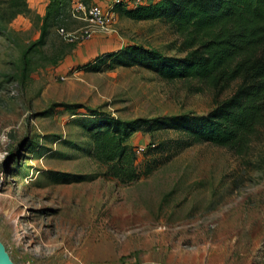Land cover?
I'll list each match as a JSON object with an SVG mask.
<instances>
[{"label":"rangeland","instance_id":"374dc122","mask_svg":"<svg viewBox=\"0 0 264 264\" xmlns=\"http://www.w3.org/2000/svg\"><path fill=\"white\" fill-rule=\"evenodd\" d=\"M25 2L30 9L18 13ZM112 14L110 29L95 32L104 40L87 49L86 40L60 32L86 24L70 3L38 44L44 16L28 0H0V241L11 260L264 264V122L241 149L202 142L168 160L149 148L184 134L136 131L128 142L142 174L131 183L107 175L88 152L92 110L123 120L205 114L240 83L218 94L198 79H164L141 65L81 69L104 48L130 43L186 54L164 21Z\"/></svg>","mask_w":264,"mask_h":264},{"label":"trees","instance_id":"16d2710c","mask_svg":"<svg viewBox=\"0 0 264 264\" xmlns=\"http://www.w3.org/2000/svg\"><path fill=\"white\" fill-rule=\"evenodd\" d=\"M70 2L50 0L38 44L45 42L48 28L63 16ZM29 9L25 2V9L18 13ZM119 10L134 20L164 21L182 38L180 48L186 54L172 56L157 48L130 43L79 64L81 69L100 71L141 65L164 79H198L214 87L218 94L234 80L240 79V83L230 97L205 114L123 120L92 110L84 122L90 134L87 149L107 165L106 174L123 183L140 178L136 145L128 142L139 130H176L184 134L149 148L150 153L161 154L164 160L202 142L243 148L264 122V0H156L137 6H113V11ZM68 106L77 109L83 105ZM151 169L150 166L146 173Z\"/></svg>","mask_w":264,"mask_h":264},{"label":"built area","instance_id":"2783aa9c","mask_svg":"<svg viewBox=\"0 0 264 264\" xmlns=\"http://www.w3.org/2000/svg\"><path fill=\"white\" fill-rule=\"evenodd\" d=\"M112 7L117 4L124 6H137L149 4L156 0H108ZM72 14L74 17L82 18L86 24L78 31L71 32L65 27L60 28V32L69 42H82L89 39L99 30H109L113 22V12L105 10L97 4H87L83 0H71ZM140 147L138 151L144 150Z\"/></svg>","mask_w":264,"mask_h":264},{"label":"crops","instance_id":"0c3cea01","mask_svg":"<svg viewBox=\"0 0 264 264\" xmlns=\"http://www.w3.org/2000/svg\"><path fill=\"white\" fill-rule=\"evenodd\" d=\"M83 1L85 3H87V4H89V5L97 4V5L101 6V7H103L105 10H108V9H110L112 7V5L110 4V2L108 0H83ZM28 2H29V6L31 8L36 10L37 13L40 14L41 16H44L46 14L47 5L50 2V0H28ZM103 38L104 37H102L100 34L97 35V34L94 33L88 40H86L84 42V46L87 49H89V48L92 49L91 46L94 45L95 43L99 44V42H101L100 40H104ZM106 45L108 46L107 43L106 44H104V43L100 44L101 47H106ZM123 46H125V45H120V46H117L116 48H111V49H107V48L105 49L104 48L103 50L100 51V53H97L96 55H93V59L96 56H98V55H100V54H102L104 52H108V51H111V50H117V49L122 48ZM90 60H92V59H85V60H83L82 63L88 62Z\"/></svg>","mask_w":264,"mask_h":264},{"label":"water","instance_id":"95a60500","mask_svg":"<svg viewBox=\"0 0 264 264\" xmlns=\"http://www.w3.org/2000/svg\"><path fill=\"white\" fill-rule=\"evenodd\" d=\"M0 264H14L7 253L4 244L0 241Z\"/></svg>","mask_w":264,"mask_h":264}]
</instances>
